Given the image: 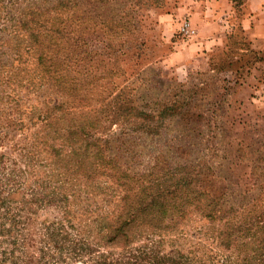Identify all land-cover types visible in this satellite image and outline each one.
Segmentation results:
<instances>
[{
  "label": "rangeland",
  "instance_id": "rangeland-1",
  "mask_svg": "<svg viewBox=\"0 0 264 264\" xmlns=\"http://www.w3.org/2000/svg\"><path fill=\"white\" fill-rule=\"evenodd\" d=\"M57 1L0 0V264H155L207 244L192 205L246 191L264 209V51L239 24L176 67L188 0ZM186 172L162 202L191 206L107 242L124 201Z\"/></svg>",
  "mask_w": 264,
  "mask_h": 264
},
{
  "label": "trees",
  "instance_id": "trees-1",
  "mask_svg": "<svg viewBox=\"0 0 264 264\" xmlns=\"http://www.w3.org/2000/svg\"><path fill=\"white\" fill-rule=\"evenodd\" d=\"M61 1L64 2V7L74 5L71 0H59ZM43 2L45 1L39 4ZM183 184H186L189 194L190 177L187 172L179 181L165 186L162 191L144 187L141 189L140 197L124 201L122 212L117 214L115 221L106 226L107 242L121 244L124 248L131 240L133 227H152L149 221L155 218L156 212L163 215L172 205L173 210L179 211L191 206L189 202L192 198L188 199L189 196L186 195L183 196L184 200L176 201L171 198V203L162 202L164 197L177 195L181 189H185ZM243 193H238L239 201H236L237 196H232L234 192H229L219 199L209 200L203 207L196 208L192 205V210H199L202 213L200 219L206 221L205 225L195 230V234L208 241L207 244L189 247L185 253L176 252L167 260L166 258L158 260L165 261L164 264H264V209L258 207L254 198L248 201L246 199L248 194ZM153 249L158 247L155 246ZM158 260L153 259L155 264H158Z\"/></svg>",
  "mask_w": 264,
  "mask_h": 264
},
{
  "label": "crops",
  "instance_id": "crops-1",
  "mask_svg": "<svg viewBox=\"0 0 264 264\" xmlns=\"http://www.w3.org/2000/svg\"><path fill=\"white\" fill-rule=\"evenodd\" d=\"M176 15H185L195 32L176 42L169 54L176 67L208 65L212 54L224 48L233 23L243 30L249 50L264 51V0H188Z\"/></svg>",
  "mask_w": 264,
  "mask_h": 264
},
{
  "label": "built area",
  "instance_id": "built-area-1",
  "mask_svg": "<svg viewBox=\"0 0 264 264\" xmlns=\"http://www.w3.org/2000/svg\"><path fill=\"white\" fill-rule=\"evenodd\" d=\"M177 32L181 37L185 39H190L195 34L194 29L192 28L190 22L186 18L180 21L177 27Z\"/></svg>",
  "mask_w": 264,
  "mask_h": 264
}]
</instances>
